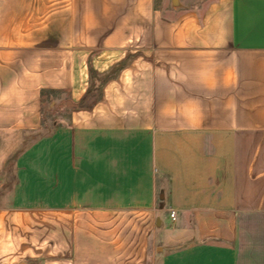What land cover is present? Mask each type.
<instances>
[{"label":"crops","instance_id":"0c3cea01","mask_svg":"<svg viewBox=\"0 0 264 264\" xmlns=\"http://www.w3.org/2000/svg\"><path fill=\"white\" fill-rule=\"evenodd\" d=\"M0 264H264V0H0Z\"/></svg>","mask_w":264,"mask_h":264},{"label":"rangeland","instance_id":"374dc122","mask_svg":"<svg viewBox=\"0 0 264 264\" xmlns=\"http://www.w3.org/2000/svg\"><path fill=\"white\" fill-rule=\"evenodd\" d=\"M116 70H117V68H116ZM116 70H114V71H116ZM109 76L108 75H106V76H98V75H96L95 73H93L92 74V79H97L99 82H102V81H105L107 78H108ZM93 81L94 80H92V84H93ZM49 99V98H48ZM47 99V100H48ZM51 100V99H50ZM84 101V100H83ZM49 105H50V103L48 102L47 104H46V106H47V108H46V118L48 119H56V120H66V119H68V117H69V110H68V108L66 109V110H64V109H61V110H58L56 113H54V112H51L50 111V109H49Z\"/></svg>","mask_w":264,"mask_h":264},{"label":"built area","instance_id":"2783aa9c","mask_svg":"<svg viewBox=\"0 0 264 264\" xmlns=\"http://www.w3.org/2000/svg\"><path fill=\"white\" fill-rule=\"evenodd\" d=\"M171 218H172L173 220L176 219V214H175L174 212L171 214Z\"/></svg>","mask_w":264,"mask_h":264}]
</instances>
